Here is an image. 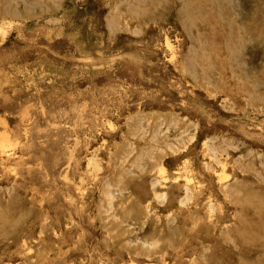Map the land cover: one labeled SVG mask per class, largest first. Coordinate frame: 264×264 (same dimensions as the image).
Returning a JSON list of instances; mask_svg holds the SVG:
<instances>
[{
	"label": "rangeland",
	"instance_id": "1",
	"mask_svg": "<svg viewBox=\"0 0 264 264\" xmlns=\"http://www.w3.org/2000/svg\"><path fill=\"white\" fill-rule=\"evenodd\" d=\"M0 145V264H264V0H0Z\"/></svg>",
	"mask_w": 264,
	"mask_h": 264
},
{
	"label": "bare ground",
	"instance_id": "2",
	"mask_svg": "<svg viewBox=\"0 0 264 264\" xmlns=\"http://www.w3.org/2000/svg\"><path fill=\"white\" fill-rule=\"evenodd\" d=\"M184 1H185V0H184ZM212 1H213V3H214V2L217 3V2H219L220 0H212ZM231 1H232V0H231ZM188 2H189V1H188ZM233 2H234V4H235V1H233ZM185 4H186V2H185ZM179 6H180V5H179ZM186 6H189V5L186 4ZM181 7H182V4H181ZM183 7H185V6H183ZM179 8H180V7H179ZM187 8H188V7H187ZM221 8H222V7H221ZM184 9H185V8H184ZM188 9H189V8H188ZM188 9H186V11H187ZM183 11H185V10L180 9V10L177 11V10L175 9V12H177V13H175V14L177 15V18H178V19L180 18V13L183 14ZM176 15H175V16H176ZM185 16H187V15H185ZM155 18H156V17H155ZM183 18H184V17H183ZM149 19H150V18H149ZM224 19H225V18H224ZM224 21H225V20H224ZM229 22H230V21H229ZM230 23H231V22H230ZM228 32H229V31H228ZM231 32H232V30H231ZM232 33H233V32H232ZM232 33H231V34H232ZM231 36H233V38H234V35H231ZM227 38H229V36H228ZM235 39L237 40L236 37L234 38V40H235ZM238 39H239V38H238ZM234 40H232V42H233ZM228 42H229V41H228ZM232 42H231V43H232ZM234 42H235V41H234ZM231 43H229L230 46H231ZM231 47H232V46H231ZM231 50H232V48H231ZM0 146H2V145H0ZM0 149H1V148H0ZM2 149H3V148H2ZM4 149H5V148H4ZM23 239H24V238H23Z\"/></svg>",
	"mask_w": 264,
	"mask_h": 264
}]
</instances>
